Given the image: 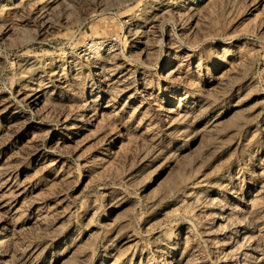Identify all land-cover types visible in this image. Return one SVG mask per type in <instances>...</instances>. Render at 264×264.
<instances>
[{"label": "rangeland", "instance_id": "1", "mask_svg": "<svg viewBox=\"0 0 264 264\" xmlns=\"http://www.w3.org/2000/svg\"><path fill=\"white\" fill-rule=\"evenodd\" d=\"M0 264H264V0H0Z\"/></svg>", "mask_w": 264, "mask_h": 264}, {"label": "bare ground", "instance_id": "2", "mask_svg": "<svg viewBox=\"0 0 264 264\" xmlns=\"http://www.w3.org/2000/svg\"><path fill=\"white\" fill-rule=\"evenodd\" d=\"M45 88L46 87H44L41 84H39L37 86H33L31 88V92L28 95V97H29L30 102H31V105H33V107H36L37 106V103H40L42 101H46V100H44L45 99V96H46Z\"/></svg>", "mask_w": 264, "mask_h": 264}]
</instances>
